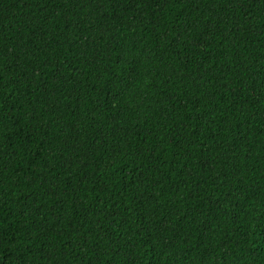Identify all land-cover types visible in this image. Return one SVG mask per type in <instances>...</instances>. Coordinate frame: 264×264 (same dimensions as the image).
I'll use <instances>...</instances> for the list:
<instances>
[{
    "label": "trees",
    "instance_id": "obj_1",
    "mask_svg": "<svg viewBox=\"0 0 264 264\" xmlns=\"http://www.w3.org/2000/svg\"><path fill=\"white\" fill-rule=\"evenodd\" d=\"M0 264H264V0H0Z\"/></svg>",
    "mask_w": 264,
    "mask_h": 264
}]
</instances>
